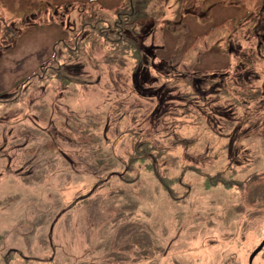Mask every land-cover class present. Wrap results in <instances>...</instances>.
<instances>
[{"label": "rangeland", "instance_id": "obj_1", "mask_svg": "<svg viewBox=\"0 0 264 264\" xmlns=\"http://www.w3.org/2000/svg\"><path fill=\"white\" fill-rule=\"evenodd\" d=\"M123 5L0 0V264H249L264 241V0H164L158 26L142 25V66L109 63L97 40L61 59L78 82L29 80L86 17L113 22ZM141 142L165 151L161 169L131 162Z\"/></svg>", "mask_w": 264, "mask_h": 264}, {"label": "trees", "instance_id": "obj_2", "mask_svg": "<svg viewBox=\"0 0 264 264\" xmlns=\"http://www.w3.org/2000/svg\"><path fill=\"white\" fill-rule=\"evenodd\" d=\"M163 3L164 0H126L125 7L123 5L122 9L115 10L114 16L116 17V20H114L113 22H108L104 18L96 17V16L86 17L80 24V28H77L76 30L77 33L78 31L82 33V39L79 38L77 40L78 38L77 35V37L75 38V41L77 42L75 44L74 49L72 50L69 49L68 42H65L66 40L59 41L53 47L54 54L52 55V58L46 64L40 66L35 76L31 77L29 80H34L36 78H39L41 80L54 78L57 81H59L60 84H63L66 88L68 85L72 84V82H78L79 81L78 75L71 74L65 65L67 64V62L75 61L82 58L86 53V46L90 43L95 44L97 40L104 41L107 44H111L112 48L110 52L114 55L110 57V61H108L109 63L116 64L118 67L123 68L127 65V61L129 60L128 58L130 57L133 61H135L136 67L138 64L142 66L144 59V47H145L144 41L140 39L142 33V25L146 21L152 22V20H154L155 24L158 26V24L161 22V18L165 13V12L163 13L161 12ZM233 24L235 26L237 25V23L232 20L231 22L223 23V25L219 28L223 29L224 27L231 25L233 29ZM80 39L82 45L78 44V41ZM64 52H67L68 55L65 56ZM62 58H66L67 60V62H64V65L61 63ZM122 58H124L125 61L121 62ZM165 65L173 66L171 62ZM26 82L28 81L23 82V84L20 85V87L25 85ZM180 83L183 85L184 88H186L184 93L181 94L184 98V101H186L187 104H191L193 102L200 103L201 100L197 98L198 93L194 89L195 86L192 87L189 78H187L186 81L183 78H181ZM212 83L213 82H207L205 85L208 87ZM231 84L232 83H230V85ZM248 92H250L247 93L248 95L246 93H242V95L246 98L248 97L249 101H256L257 98H260L262 96L261 89L256 90L257 94L252 90H248ZM214 96L216 98L217 97L227 98L229 97V91L224 90L222 92L215 93ZM0 102L2 101L0 100ZM262 103L263 102H261V104ZM185 112H189V111L185 110ZM193 139L194 138H191L189 139V141H193ZM197 143L198 141L196 139L195 141L191 142V144H189V147L194 146ZM138 145L139 146H136L135 150L133 151V156L135 157L132 159L131 162L134 164L135 162L143 161V162H147L146 164L149 165L150 167L151 165H154L155 168L158 167L161 169L163 157L165 156V151H159L153 154L151 153L152 146L149 142H144V143L141 142ZM151 154L155 156V159H152V161L148 162L150 160L149 159L150 157L147 155H151ZM148 169L150 172L151 171L153 172V170H151L149 167ZM160 169L156 170L155 173L157 175V178L159 179L160 185L163 187V190L167 192V194H169V196L175 202H177L179 199L182 202L188 199V197L191 194V191L189 189L190 187L188 188L187 192L184 195L183 194L180 195L177 191H175L174 185L170 184L167 179H164L162 177L163 175L161 174ZM161 179L163 181H161ZM215 182H216V186L222 185L227 189L232 187L229 184V182L226 181L225 179L223 181H221L220 179H216ZM253 183H254V178H250L248 181L243 182L240 186L244 187L247 190L248 188L251 187ZM175 184L187 186L184 182H182L181 177L178 178V181H176ZM101 185L96 186L93 192L86 198L90 199L98 190H100L103 187V186L100 187ZM137 186L138 187L140 186L139 182L137 183ZM212 187L214 186L209 181L206 184V189Z\"/></svg>", "mask_w": 264, "mask_h": 264}, {"label": "water", "instance_id": "obj_3", "mask_svg": "<svg viewBox=\"0 0 264 264\" xmlns=\"http://www.w3.org/2000/svg\"><path fill=\"white\" fill-rule=\"evenodd\" d=\"M264 248V241L263 243L261 244V246L252 254V256L250 257V262L249 264H253V261L256 257V255Z\"/></svg>", "mask_w": 264, "mask_h": 264}, {"label": "flooded vegetation", "instance_id": "obj_4", "mask_svg": "<svg viewBox=\"0 0 264 264\" xmlns=\"http://www.w3.org/2000/svg\"><path fill=\"white\" fill-rule=\"evenodd\" d=\"M151 25H152V30H153V28H154V25L156 26V24H155V21L154 20H152V22H151ZM152 30H150L151 32H152ZM140 39L142 40L143 39V37L141 38L140 37ZM152 56H151V54H150V58H151ZM245 60H246V58H245ZM107 62V61H106ZM145 64H147V62H145ZM143 93V92H142ZM2 158H4L3 156H2Z\"/></svg>", "mask_w": 264, "mask_h": 264}]
</instances>
